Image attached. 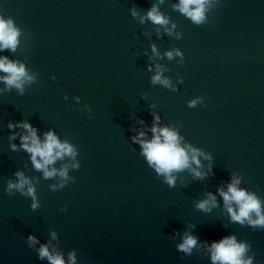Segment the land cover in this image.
Segmentation results:
<instances>
[{"label": "water", "instance_id": "obj_1", "mask_svg": "<svg viewBox=\"0 0 264 264\" xmlns=\"http://www.w3.org/2000/svg\"><path fill=\"white\" fill-rule=\"evenodd\" d=\"M179 4L0 0L19 30L0 57L32 77L23 90L0 81V264H50L41 245L65 264L70 254L75 264H213L211 243L230 236L264 264V226L233 221L220 195L239 179L264 212V0H207L200 23ZM154 6L167 24L148 17ZM22 121L75 149L49 166L57 175L12 138L23 130L9 122ZM154 126L202 153L171 185L133 139L151 140ZM17 172L30 181L23 193L8 187ZM210 193L216 205L198 208ZM186 234L198 238L190 253L178 247Z\"/></svg>", "mask_w": 264, "mask_h": 264}, {"label": "clouds", "instance_id": "obj_2", "mask_svg": "<svg viewBox=\"0 0 264 264\" xmlns=\"http://www.w3.org/2000/svg\"><path fill=\"white\" fill-rule=\"evenodd\" d=\"M207 0H180L177 7L186 13L193 21L200 23L205 18ZM148 17L157 24H167L168 20L154 6L149 12ZM19 30L14 26L11 19H5L0 16V50L11 48L15 50L17 45V37ZM169 57L173 54L168 53ZM0 71L8 73L6 76H0V81H4L9 87L15 86L23 90L25 79L31 80L32 77L27 74L25 66L17 62L10 61L7 57H0ZM154 82H162L168 84L165 79L161 81V76L158 74L153 77ZM195 103V102H193ZM159 117H157V120ZM8 127L15 129L19 127L23 131L20 133H13L12 138L20 137V148L31 154V160L37 170H43L46 178L57 175L56 168H49L57 159L63 158L65 155L75 156V149L67 142H61L54 131H49L44 134V140L41 141L38 135V129L30 122H9ZM154 133L151 140H144L141 137L145 136L142 131L134 140L139 141L142 145L143 154L148 162L156 169L159 174H163L167 178V182L171 185L175 183V178L171 175L174 171H181L190 168L192 164L200 165L199 156L202 153L190 145H182L181 138L174 130L168 128H160L154 126L152 128ZM17 145L13 144V150L17 149ZM192 171L196 176L206 175L197 169L193 168ZM18 177L17 183L9 182V190L17 189L24 192L25 185H29L30 181L24 177L22 172L16 173ZM61 177L67 176V168L59 170ZM240 180L234 178L228 185L227 191L223 188L220 189V195L224 198L225 207L231 215V219L235 222L248 221L249 224L256 226H264V212L261 209V201L255 194L248 193L245 189L238 187ZM35 189L28 187L27 193L34 197ZM35 198V197H34ZM235 204V206H234ZM209 205H216V197L209 194V199L202 201L197 205L200 209L211 210ZM36 204H33V208ZM253 214L257 217L253 219ZM31 244L38 243L34 235H29L28 238ZM198 238L186 234L178 247L185 252H191L192 248L196 246ZM248 245L244 242H237L235 236L224 237L220 241H213L210 245L212 253L211 259L213 264H252V258L245 259V253ZM39 256L41 259L47 258L50 264H65L63 255L58 252L50 251L48 245H41L39 248ZM69 260L71 264H75V254H70Z\"/></svg>", "mask_w": 264, "mask_h": 264}]
</instances>
